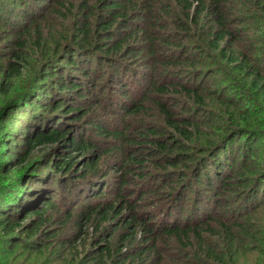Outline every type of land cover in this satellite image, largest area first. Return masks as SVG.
Listing matches in <instances>:
<instances>
[{
	"label": "rangeland",
	"instance_id": "1",
	"mask_svg": "<svg viewBox=\"0 0 264 264\" xmlns=\"http://www.w3.org/2000/svg\"><path fill=\"white\" fill-rule=\"evenodd\" d=\"M58 1L0 0V146L3 143H9L16 148L13 149L14 151L20 148L21 144L15 142L16 138L13 136L23 127L20 122L22 109L19 107L23 104L25 97L32 96V92L21 91L23 88L24 90L29 89L33 78L36 82L43 81V79L41 80L43 73L49 77L54 76L55 79L69 77L68 70L70 69L66 65L67 52H75V55L79 57L80 55L84 56L82 62L87 66L90 65L88 79L93 86L83 85L82 82H85L86 79L78 73H71L73 79L78 78L81 81L80 88L85 86V89L88 90L85 91L84 99L81 101L76 100L75 94L71 96L64 94L63 96L67 103H71L85 112L84 116L77 119L74 124L76 127H82L84 131L89 130L90 134L87 131L84 139L89 135L103 147L114 143V141L94 135L95 132L90 130L91 122L105 125L109 132L121 131L128 138L132 137L131 139H137L135 137L138 134L151 126L159 135L161 131L163 134L173 133L170 127L162 121L158 108L152 103L147 104L148 95L152 92L149 86L152 83L156 82L161 86L166 85L164 83L171 86H200V91L204 96L203 100H198L197 97L188 96L185 93H178L179 90L173 89L164 93L162 97L167 107L174 108L178 117L188 118L193 122L194 128L198 127L201 130V132H194V136L198 139L203 137L207 138V141H223L222 138L228 133L226 129L234 125L232 124L234 121H237V114L245 117L251 115L255 120L253 126L258 133L251 134L253 136L249 140L246 139L248 137L238 136L240 133L228 135L226 140L219 142L221 143L220 147L218 146L219 153H215L217 158L211 159L212 166L214 164V167L225 172L231 165L230 171L227 172L232 173L229 185L225 187L214 185L218 182L215 178L216 172L211 171L213 167L209 170L207 168L206 171H202L203 169L200 171L202 177L199 178V182H196L195 173L186 184L184 181L180 184V179L185 174L182 175V171L187 170L186 160L176 166L163 168L162 165L167 163L166 160L163 161L161 156L156 158L155 155H149L148 160H145L143 164V174L140 175V178L143 177L146 181H141L137 171L130 172L125 176L126 183L114 189L120 190L121 187V193L125 194V198L134 204V207H137L139 219L150 224L155 231L156 229L158 231L166 229L172 224L183 225L184 222L196 224L200 220L206 222L207 215L220 218L232 230L235 239L231 243L228 242L229 247L227 245L224 251H221L223 238L221 241L214 240V245L220 251L219 254L224 252V257L222 262L207 261L209 264H264V166H262L264 158V126H262L264 125V100L251 89L250 79L244 78L236 69L230 65L227 66L223 60H218L216 56H214L215 58L210 57L207 49H199L200 45L204 47L200 44L206 39L204 34L199 31L200 28H197L195 29L196 36L186 35L179 28L177 19L181 18L178 15L182 18L184 16L179 13L178 5L170 3L175 12L167 14L165 4L168 0H135L141 6L139 12L130 7L129 1L125 0V7L132 11V16L129 15V21L123 26L115 25L110 29L114 38L109 42L106 37H100L102 29L98 25L99 9L93 11L94 14L89 19L92 26H88V33L94 35L95 41L99 43L98 47L107 45L110 48L119 42V49L105 53L104 51L95 52L97 54H89L75 48L66 49V51L63 50L64 55L61 58L42 67L43 57L41 60L39 59L48 48L46 50L39 49L38 44H34L37 41L36 34L44 33V36L39 39L47 42L50 45L49 48L52 49L58 43L61 46L69 45L72 34L75 33L71 24L76 17L75 10L70 11L67 8L63 10L64 6L62 4L59 6ZM68 1L63 0L62 2L65 4ZM261 4L260 0H226L225 8L229 26L240 38L236 43L247 47L253 60L256 61V65L264 73V9L261 8ZM75 23L76 21L74 25ZM203 26L208 27L205 26V23ZM150 34L153 37L149 36ZM24 35L30 40L22 48L20 43ZM151 38L154 39L153 42L149 41ZM164 40H169L170 43L182 42L185 49L177 48V44L173 46L169 42L165 43ZM150 48L155 51L151 53ZM16 52H21L20 55L25 57V61L18 63L21 67L20 77L3 80L4 71L10 65V61L14 62L13 54ZM212 53L215 54V52ZM176 57H180V59ZM169 62H174L175 65L171 66ZM76 66L80 68L79 63H76ZM41 67L42 69H40ZM39 69L41 76L37 80ZM56 71L59 74L53 75L52 73ZM74 71L78 72V70ZM141 72L148 74V78L142 82H140L141 75H139ZM132 83H137L135 87V90L138 88L137 94H135ZM4 92H8V95L5 96ZM150 97L158 98L156 92ZM7 98L10 101L4 110L3 105L4 101L8 100ZM224 98L231 99L234 105L239 104L238 108L224 107L221 102ZM130 101L136 104L144 102L143 105L146 102L145 111L138 116H125L127 113L122 112L125 111L124 108L130 106ZM16 107L19 110H15ZM231 113L232 116H230ZM214 115H218L221 121L215 119ZM44 116L52 118L47 111L44 112ZM5 118L9 122H2ZM150 138L159 139L156 135ZM176 138L181 140L179 137ZM245 141H247L246 145ZM8 147L7 145L2 146L1 150L5 151L9 149ZM151 148H154L152 143H146L143 148L134 146L132 150L135 156L142 157L141 154L146 155L148 150H152ZM186 149L177 150L176 154L171 155L177 157L183 153L186 156L188 152ZM231 156L232 158H230ZM118 159L122 160V158ZM40 163L43 164V161H38L35 167L37 168ZM121 176L119 173H109L106 178L108 188H105L107 191V194L104 195L105 199L114 193L111 180ZM239 177L241 181L235 182ZM255 177L257 180L252 186ZM210 178L214 184H209ZM136 184L139 185L135 186ZM257 186L258 191L255 190ZM52 189L54 193L52 198L58 209L55 212L56 217L52 222L46 223L37 234L22 233L18 227L14 232L6 233L3 226L0 225V264H95L96 261L94 262L91 257L97 256L100 244L109 243L114 246L118 235L125 236L132 232L114 225V227L108 228L104 235L101 231L109 226L108 223L107 225L99 224L98 221L87 223L83 221L82 217L86 211L82 205L96 203L100 197L86 199V196H81L78 199L77 196L71 195L57 185H53ZM218 193L219 195H217ZM6 199L5 196L0 195V224L10 214H13L14 211H10V209L17 206L10 205L8 209ZM24 201L22 200V202ZM33 201L34 199L29 200L20 207L29 205L27 203ZM166 210L168 216H165L164 224H162L160 223L161 216L158 217V214L160 211L162 213ZM171 211L174 212L172 216L169 213ZM125 214H128V211ZM29 218L20 225L28 223ZM12 219L16 220L15 217ZM238 225L242 229L238 228ZM109 233L113 234L112 238L108 242H104L103 238L107 239ZM160 235L161 233L157 236ZM77 238L78 242L73 243ZM133 245L137 247L136 251L141 250L137 238L132 247H134ZM16 246L19 247L16 248ZM9 248H15V250H9ZM128 248L130 247L128 246ZM167 249L169 250V248ZM125 250L123 248L121 252ZM197 251L196 248L188 249V255L180 256L174 250H169V254L174 257L175 261L167 259L161 264H205L203 259L198 262ZM109 257L105 255L97 264H112ZM147 262V264H154L153 260ZM123 264H141V262L124 261Z\"/></svg>",
	"mask_w": 264,
	"mask_h": 264
},
{
	"label": "trees",
	"instance_id": "2",
	"mask_svg": "<svg viewBox=\"0 0 264 264\" xmlns=\"http://www.w3.org/2000/svg\"><path fill=\"white\" fill-rule=\"evenodd\" d=\"M62 1L59 0L58 4L59 6L61 4L64 6L63 10L66 8L70 11L75 10L76 17L74 16L75 18L71 22L75 33L72 34L69 45L61 46L58 43L52 49L51 47L49 48L50 45L47 42L39 39V37L44 36V33L36 34L37 38L35 39L37 41L34 44H38L39 49L46 50L48 48L43 55L41 54V58L39 59L41 60L43 57L42 63L40 62L42 67L46 66L47 63L50 65V63L61 58L64 55L63 50L66 51V49L75 48L78 51L89 54H97L95 52L98 51H104L105 53L110 50L116 51L119 49V42L110 48L107 45H99L98 47L99 43L95 41L94 35L88 33V26L91 25L89 19L94 14L93 11L99 9L98 25L102 29V36L100 37H106L108 42L111 41L114 37L111 35L112 32L110 29L115 25L123 26L129 21V15L132 16V11L125 7V0H69L65 4ZM127 1L131 5L130 7H133L139 12L141 6L135 0ZM260 1L262 3L261 8L264 9V0ZM170 3L176 6L178 5L179 13L184 16L185 19L178 15L182 20H177L180 25L179 28L186 35L194 36L195 29L197 28H200L199 31H202V34H204V38L206 39L200 43L204 47L200 45L198 48L207 49L210 57L216 56L218 60H223L227 66L230 65L236 69L244 78H249L251 89L256 91L257 95L264 100V73L256 65V61L253 60L247 47L236 43L240 38L235 30L229 26V18L227 17L225 8L226 0H168L165 4L167 14L168 12H175L174 7ZM85 11L87 12L85 13ZM75 21L76 23L74 25ZM204 23L205 26H208L207 28L203 26ZM29 40L24 35L21 38L20 47L24 48ZM153 40L151 38L149 41L153 42ZM164 41L165 43L169 42V40ZM169 44L173 46L177 44V48L183 47L185 49L182 42H169ZM150 49L151 53L155 51L153 48ZM212 52H215V54ZM20 54L21 52L13 54L15 60L14 62H9L10 65L4 71L3 80L20 75L21 67L18 63L25 61V57H22ZM67 55L66 65L70 69L68 70L70 72L69 77H57L55 79L54 76L49 77V75L43 73L41 80H45L44 82H36L33 78V83L30 84L29 89L24 90L23 88L21 91L32 92V96L25 97L23 104L19 107L22 109L20 111L22 116L20 122L23 127L18 133L13 135L16 138L15 142L20 143L21 146L17 151H14L13 149L16 148L11 144L9 145V143H3L0 146V195L7 198L8 209L10 205L17 206H13L10 209V211H14L13 214H10L4 219L0 225L3 226L6 233H12L18 227L22 233L37 234L46 223L52 222L56 217L55 212L58 209L55 200L52 198L54 195L52 187L53 185H57L71 195L74 194L78 199L81 196H86V199L100 197L96 203H85L82 205L86 210L82 214V217L83 221L87 223L93 221H98L99 224L105 223L106 225L108 223L109 226L105 229L103 228L101 231L104 235L108 231V228L114 227V225L117 228L120 227L127 231H132L125 236L122 234L118 235L115 239L114 246H111L109 243H105L104 245L100 244L101 246L96 254L97 256L91 257L94 262L96 261L95 264L102 260L105 255L110 256L109 259L112 260V264H123L124 261H132V263L137 261L141 262V264H147L149 260H153L154 264H161L167 259L175 261L174 257L169 254V250H174L182 256L183 254L188 255V249L192 248L198 249L196 252V255L199 257L198 262L201 259L205 260V264H209L207 261L212 260L213 262H222L224 252L219 254L220 251L216 248L213 241H221L223 238L221 242L223 248L221 251H224L226 246L228 245L229 247V243L233 242L235 238L232 230L220 218L209 217L210 215H207L206 222L200 220L196 224H189L188 222H184L183 225L172 224L167 226L166 229H162L161 231L156 229L155 231L150 224L139 219L137 207H134L135 205L125 198V194L121 193V187L120 190L114 188L125 184V176L129 175L130 172L137 171L139 173L138 177L140 178L144 170V161L148 160L149 155H155L156 158L161 156L163 161L166 160L168 164L163 163V168L176 166L181 161L186 160L188 163L186 166L187 170L182 171V175L185 174L183 178L181 177L180 184L183 181L186 184L195 173V176H197L196 182H199V178L202 177L200 171L202 169V171H206L207 168L209 170L213 167L211 171L216 172L215 178L218 183L214 184L210 178L209 184L213 183L219 187L228 186L229 182H231L230 177L232 173L227 172L230 171L231 165L228 166L229 169L225 172L214 167V164L212 166L211 159L217 158L215 153H219L220 149L218 146L221 144L219 142L226 140L228 135L240 133L238 136L241 138L248 137L246 139L249 140L253 136L251 134L258 133L253 126L254 118L251 115L245 117L237 114V121H234L232 123L234 125L226 129L228 133L222 138L223 141H207V138L203 137L202 139H198L194 136V132H201V130L198 127L194 128L193 122L188 118L178 117L174 108L167 107L162 97L164 93L173 89L175 91L179 90L180 92L178 93H185L188 96L197 97L198 100H203L204 96H202L200 91L201 87H187L186 85L171 86L167 83L161 86L155 82L149 86L152 92L148 95L147 104L152 103L158 108L162 121L170 127L173 133L163 134V131H161L159 135L155 128L151 126L138 134L135 137L137 139H131L132 137L128 138L121 131L109 132L105 125L100 123L93 124L91 122L90 130L95 132L94 135L96 134L99 138L104 137L114 141V143L112 142L108 146H100L98 141L94 138L92 139L89 135L84 139L85 133L87 131L89 133V130L84 131L82 127H76L74 124H76L77 119L84 116L85 112L73 106L71 103H67L64 98L65 96H63L64 94L68 96L75 94L76 100L81 101L84 99L83 95L88 90L85 89V86L87 84L92 85L88 79L90 65L88 64L87 66V64L82 62L83 55L79 57L75 55V52H67ZM76 63H79L80 68H77ZM169 65L173 66L175 64L174 62H169ZM40 69L38 70L37 80L41 76ZM74 70H78V72ZM144 72L139 74L141 75L140 82L148 78V74H144ZM71 73H78L86 79L85 82H82L85 86L80 88L82 85L81 81L78 78L73 79ZM52 74H59V72L56 71ZM132 84L135 90L137 83ZM91 90L94 89L91 88ZM137 91L138 88H136L135 94H137ZM155 92L158 98L150 97ZM4 95H8V92H4ZM7 99L4 101L3 108L10 101L9 98ZM221 102L224 107L229 109L231 106H234L235 109L239 106V104L234 105L231 99L227 100L224 98ZM143 103L136 104L130 101V106L124 108L125 111L122 113H127L125 115L127 117L129 115L138 116L145 111L146 102L145 105ZM19 108L16 107L15 110H19ZM45 111L50 113L51 119L44 116ZM214 116L215 119L221 121L218 115ZM230 116H232V113ZM2 122H9V120L5 118ZM14 123H17V121H14ZM154 135L158 136L159 139L154 140L150 138ZM175 136L181 138V140H178ZM146 143H152L154 148H151V151L148 150L146 155L141 154L142 157L135 156L132 150L133 147L143 148L146 146ZM246 143L247 141L244 142L245 145ZM5 145L9 146V149L5 151L1 150L2 146ZM181 149H186L188 152L190 149V152H187L186 156L183 153L177 157L171 155L176 154L177 150ZM118 158H122V160ZM208 158L210 159L207 161ZM40 160L43 161V164L40 163L36 168L35 165ZM191 163L192 165H190ZM262 166H264V158ZM135 167L138 169L135 170ZM110 172L119 173L122 176L118 179L117 177L113 178V181L111 180L114 193L105 199L104 195L107 194L105 188H108L106 178ZM140 179L141 181H146L143 177ZM256 180L257 178L255 177L252 186L255 185ZM237 181H241V178H237L235 182ZM240 184L243 185V183ZM137 185L139 184L135 186ZM255 190L258 191V186L257 188L255 187ZM33 199V202L27 203L29 205L20 207V205ZM22 200L25 201L22 202ZM126 211H128V214H125ZM169 213H171V216L174 214L172 211ZM158 215V217L161 216L160 223L164 224L165 216H168L167 210L162 213L160 211ZM10 216L15 217L16 220H11L12 217ZM127 216L130 217L127 218ZM27 218H29L28 223L20 225ZM113 221L114 223H112ZM237 227L242 229L240 225ZM115 229L112 230L114 231ZM159 233L161 235L157 236ZM112 236L113 234L109 233L106 237L107 239L103 238V241L108 242ZM136 238L141 248L138 251H136V246L133 245L134 247H132ZM78 240L77 238L73 243L78 242ZM18 247L16 246V248ZM123 248L126 250L121 252ZM9 250H15V248H9Z\"/></svg>",
	"mask_w": 264,
	"mask_h": 264
}]
</instances>
